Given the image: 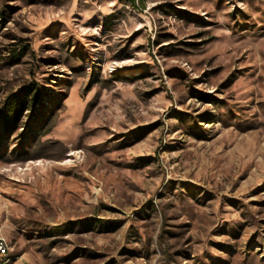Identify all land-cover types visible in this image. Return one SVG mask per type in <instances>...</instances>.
Instances as JSON below:
<instances>
[{
  "label": "rangeland",
  "instance_id": "obj_1",
  "mask_svg": "<svg viewBox=\"0 0 264 264\" xmlns=\"http://www.w3.org/2000/svg\"><path fill=\"white\" fill-rule=\"evenodd\" d=\"M0 0L4 264H264V0Z\"/></svg>",
  "mask_w": 264,
  "mask_h": 264
},
{
  "label": "built area",
  "instance_id": "obj_2",
  "mask_svg": "<svg viewBox=\"0 0 264 264\" xmlns=\"http://www.w3.org/2000/svg\"><path fill=\"white\" fill-rule=\"evenodd\" d=\"M8 257V250L4 249V237L0 235V259ZM29 264V263H24Z\"/></svg>",
  "mask_w": 264,
  "mask_h": 264
},
{
  "label": "bare ground",
  "instance_id": "obj_3",
  "mask_svg": "<svg viewBox=\"0 0 264 264\" xmlns=\"http://www.w3.org/2000/svg\"><path fill=\"white\" fill-rule=\"evenodd\" d=\"M4 249H5V250H8V245H7L6 241H5V239H4ZM7 259H9V258H8V257H6V258H1V259H0V264H4V263L7 261Z\"/></svg>",
  "mask_w": 264,
  "mask_h": 264
},
{
  "label": "crops",
  "instance_id": "obj_4",
  "mask_svg": "<svg viewBox=\"0 0 264 264\" xmlns=\"http://www.w3.org/2000/svg\"><path fill=\"white\" fill-rule=\"evenodd\" d=\"M130 1H132V2H134V3H138V2H140L141 4H144L146 1L145 0H130Z\"/></svg>",
  "mask_w": 264,
  "mask_h": 264
}]
</instances>
